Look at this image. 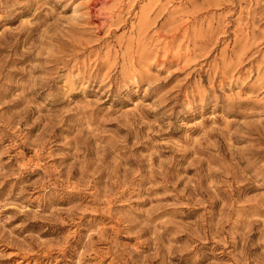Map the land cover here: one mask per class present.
Listing matches in <instances>:
<instances>
[{"label":"rangeland","instance_id":"374dc122","mask_svg":"<svg viewBox=\"0 0 264 264\" xmlns=\"http://www.w3.org/2000/svg\"><path fill=\"white\" fill-rule=\"evenodd\" d=\"M0 264H264V0H0Z\"/></svg>","mask_w":264,"mask_h":264}]
</instances>
